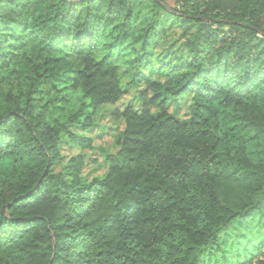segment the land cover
Here are the masks:
<instances>
[{"label": "trees", "instance_id": "trees-1", "mask_svg": "<svg viewBox=\"0 0 264 264\" xmlns=\"http://www.w3.org/2000/svg\"><path fill=\"white\" fill-rule=\"evenodd\" d=\"M142 1L0 0V264H201L221 229L264 224V0H150L132 33ZM163 13L188 57L140 77ZM125 52L145 86L140 111H117L107 175L84 181L81 158L56 171L71 124L124 95ZM47 80L81 94L67 120L38 105ZM258 235L263 257L246 264H264Z\"/></svg>", "mask_w": 264, "mask_h": 264}, {"label": "rangeland", "instance_id": "rangeland-1", "mask_svg": "<svg viewBox=\"0 0 264 264\" xmlns=\"http://www.w3.org/2000/svg\"><path fill=\"white\" fill-rule=\"evenodd\" d=\"M171 10H181L173 0H164ZM150 0H143L138 4L136 12L138 17L133 25L134 33L142 24V15L150 7ZM162 26L158 33L150 39L149 53L154 58V70L146 69L140 71L138 75L147 74L158 79L157 61L162 57L172 58L173 61L178 57H188L187 50L184 48L182 29L175 23L171 15L162 14ZM142 52L140 46H137ZM186 60V59H185ZM184 60V61H185ZM120 79L124 88V95L116 104H106L97 108L94 112H87V129L78 125L70 126L73 137L64 134L60 142V160L55 167L56 171L66 168L71 159L81 158L83 161L81 177L84 181L90 182L94 178H104L109 169L105 151L114 152L117 140L119 139L124 127V120L117 114L124 108L131 106L135 110H141L140 92L145 84L139 80L134 81L136 73L140 70L135 66L133 53L125 52L119 59ZM184 62H182L183 65ZM152 70V71H151ZM81 94L70 88L57 87L51 80L44 82L37 94L36 101L39 106H48L47 112L51 117L67 120L68 117L79 109ZM1 104V103H0ZM192 102L189 96L181 98L179 102L173 101L170 111L178 118H186L190 115ZM264 231L263 221L257 216L249 224H235L234 226L223 228L219 231L217 240L202 249L200 253L201 264H246L251 258L257 260L263 257V252L259 249L261 238L259 230ZM245 245H251L247 253L241 251ZM248 261V262H247Z\"/></svg>", "mask_w": 264, "mask_h": 264}]
</instances>
